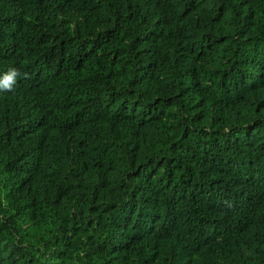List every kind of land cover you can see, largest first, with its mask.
<instances>
[{
	"label": "trees",
	"instance_id": "1",
	"mask_svg": "<svg viewBox=\"0 0 264 264\" xmlns=\"http://www.w3.org/2000/svg\"><path fill=\"white\" fill-rule=\"evenodd\" d=\"M0 264H264V0H0Z\"/></svg>",
	"mask_w": 264,
	"mask_h": 264
}]
</instances>
